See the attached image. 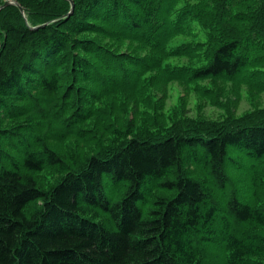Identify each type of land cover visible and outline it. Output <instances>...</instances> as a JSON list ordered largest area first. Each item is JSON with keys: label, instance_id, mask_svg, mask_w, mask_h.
Wrapping results in <instances>:
<instances>
[{"label": "trees", "instance_id": "16d2710c", "mask_svg": "<svg viewBox=\"0 0 264 264\" xmlns=\"http://www.w3.org/2000/svg\"><path fill=\"white\" fill-rule=\"evenodd\" d=\"M12 1L24 13L0 10V264H264V122L116 130L118 146L92 156L52 147L104 94L79 83L112 77L86 37L109 25L147 38L209 19V61L190 80L264 90V0H208L164 20L166 0H73L72 13L68 0ZM44 172L62 179L47 185Z\"/></svg>", "mask_w": 264, "mask_h": 264}, {"label": "rangeland", "instance_id": "374dc122", "mask_svg": "<svg viewBox=\"0 0 264 264\" xmlns=\"http://www.w3.org/2000/svg\"><path fill=\"white\" fill-rule=\"evenodd\" d=\"M207 1L166 0L161 18L175 19ZM183 22V32L170 36L154 34L144 38L117 24L106 26L109 34H87L101 45L99 51L112 77L97 75L92 83H79L90 92L104 94L92 105L94 114L90 120L77 126L66 142L52 147L59 152L75 149L92 156L118 146L122 137L116 130L161 137L223 128L231 123H263L261 86L228 79L190 80L195 69L208 63L214 38L207 28L209 19L189 18ZM42 179L47 185H55L62 177L44 172Z\"/></svg>", "mask_w": 264, "mask_h": 264}, {"label": "water", "instance_id": "95a60500", "mask_svg": "<svg viewBox=\"0 0 264 264\" xmlns=\"http://www.w3.org/2000/svg\"><path fill=\"white\" fill-rule=\"evenodd\" d=\"M71 2V5H72V8H71V12H73L74 10V2L73 0H68ZM10 5H17L20 7V10L22 13H24V9L16 2V1H12V0H6L1 6H0V10H2L3 8L7 7V6H10Z\"/></svg>", "mask_w": 264, "mask_h": 264}, {"label": "bare ground", "instance_id": "6f19581e", "mask_svg": "<svg viewBox=\"0 0 264 264\" xmlns=\"http://www.w3.org/2000/svg\"><path fill=\"white\" fill-rule=\"evenodd\" d=\"M32 48V47H31ZM20 54V53H19ZM81 98V97H80Z\"/></svg>", "mask_w": 264, "mask_h": 264}]
</instances>
